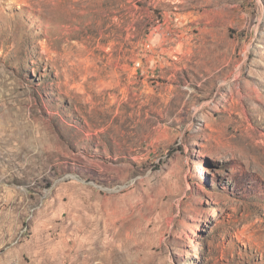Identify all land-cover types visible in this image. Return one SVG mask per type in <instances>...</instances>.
Masks as SVG:
<instances>
[{
	"label": "rangeland",
	"instance_id": "rangeland-1",
	"mask_svg": "<svg viewBox=\"0 0 264 264\" xmlns=\"http://www.w3.org/2000/svg\"><path fill=\"white\" fill-rule=\"evenodd\" d=\"M0 264H264V0H0Z\"/></svg>",
	"mask_w": 264,
	"mask_h": 264
},
{
	"label": "bare ground",
	"instance_id": "bare-ground-1",
	"mask_svg": "<svg viewBox=\"0 0 264 264\" xmlns=\"http://www.w3.org/2000/svg\"><path fill=\"white\" fill-rule=\"evenodd\" d=\"M256 93H258L259 94V97H261V93L259 92V90L257 88H256Z\"/></svg>",
	"mask_w": 264,
	"mask_h": 264
}]
</instances>
